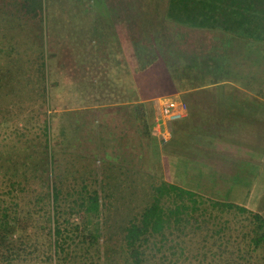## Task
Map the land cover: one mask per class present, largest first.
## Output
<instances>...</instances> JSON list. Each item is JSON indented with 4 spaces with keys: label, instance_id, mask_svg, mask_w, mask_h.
Segmentation results:
<instances>
[{
    "label": "rangeland",
    "instance_id": "rangeland-1",
    "mask_svg": "<svg viewBox=\"0 0 264 264\" xmlns=\"http://www.w3.org/2000/svg\"><path fill=\"white\" fill-rule=\"evenodd\" d=\"M23 2L36 5V20L12 10ZM107 7V0H0V197L13 194L19 226L28 238L38 232L37 252L47 251L48 256L49 226L47 236L42 234L33 197L44 190L41 179L50 175V183L61 192L58 221L64 229L66 251L61 257L66 264L94 261L95 253L100 263L107 258L109 264H126L125 254L116 249L122 245L123 229L150 202L153 185L173 181L162 161L166 149L154 136L158 113H130L136 102L161 88L155 89L149 72L135 75L139 47L133 40L139 36H131L132 68L125 67L122 39L111 28ZM137 118L146 122L143 137ZM43 153L52 172L49 166L47 173L35 171ZM9 178L19 185L9 188ZM187 182L181 188H188ZM85 186L87 192L98 191L102 204L100 245L87 255L88 243H81L82 232L75 226L83 215L78 196ZM27 211L32 217L25 218ZM230 228V235L219 240L224 259L232 255L233 262L245 264L236 259L245 249L240 225L232 221ZM205 241L199 232L190 237L188 264H198L203 253L209 263L212 253L217 254L219 241ZM256 258L251 264H257Z\"/></svg>",
    "mask_w": 264,
    "mask_h": 264
},
{
    "label": "crops",
    "instance_id": "crops-1",
    "mask_svg": "<svg viewBox=\"0 0 264 264\" xmlns=\"http://www.w3.org/2000/svg\"><path fill=\"white\" fill-rule=\"evenodd\" d=\"M168 4L107 0L125 67L132 68L131 36H139L133 40L139 47L135 75L149 72L161 88L136 104L153 114L164 101L187 105L183 119L161 126L166 140L154 135L166 149V172L176 186L187 180L186 189L264 219V44L175 23Z\"/></svg>",
    "mask_w": 264,
    "mask_h": 264
},
{
    "label": "trees",
    "instance_id": "trees-1",
    "mask_svg": "<svg viewBox=\"0 0 264 264\" xmlns=\"http://www.w3.org/2000/svg\"><path fill=\"white\" fill-rule=\"evenodd\" d=\"M35 6L33 8L31 3L23 2L13 5L12 10L18 14L30 15L36 20ZM167 17L180 25L196 29H219L235 36L245 35L264 44V0H169ZM136 106L135 111L130 112L134 117L145 109L141 104ZM136 120L143 123L136 125L139 130L144 127L140 133L143 137L146 122L139 118ZM43 155L45 158L39 159L38 166H35V171L42 174L47 173L48 166L51 171L52 165L46 159V153ZM42 174H39L38 179L42 178ZM7 182L9 188H14L15 183L19 185L12 178ZM50 182V175L48 180L47 176L44 180L41 179L39 186L44 190L34 194L33 204L35 207L39 206L36 214L42 219L41 233L46 231L47 236V225L49 226L51 254L47 256V251L41 254L37 252L38 232L34 234V239L27 237L26 231L19 226V205L12 203L15 201L13 194H5V197H0V264L67 263L61 257L66 251L65 241L62 240L64 229L58 221L61 192ZM82 190L83 194L78 196V207L79 213L82 212L83 215L81 222L75 226L82 232L81 243H88L84 247L87 255L92 246L100 245L99 218L102 204L98 191L87 192L86 186ZM24 215L25 218H30L33 213L27 211ZM229 216L232 217L231 220L226 218ZM232 221L240 225L239 232L243 235L245 245V249L236 254V259L251 264L252 259L257 257V264H264V219L259 214L236 204L203 198L190 190L161 181L152 186L150 202L128 221L121 235L122 245L116 249L122 255L125 254L126 264H188V243L193 233H202L204 244L206 237L215 239L214 245L219 240L223 241L227 232L230 235ZM220 241L219 251L217 254L212 253L210 262L207 263V256L203 253L198 258V264L238 263L232 261V255L228 260L224 259ZM100 261L99 253H95V260L86 264H109L107 258L102 263Z\"/></svg>",
    "mask_w": 264,
    "mask_h": 264
},
{
    "label": "built area",
    "instance_id": "built-area-1",
    "mask_svg": "<svg viewBox=\"0 0 264 264\" xmlns=\"http://www.w3.org/2000/svg\"><path fill=\"white\" fill-rule=\"evenodd\" d=\"M187 114V105L181 101H164L159 106V112L154 119L153 131L167 139V134L161 132V126L168 122L179 121Z\"/></svg>",
    "mask_w": 264,
    "mask_h": 264
}]
</instances>
